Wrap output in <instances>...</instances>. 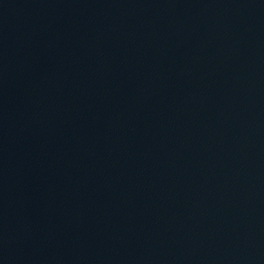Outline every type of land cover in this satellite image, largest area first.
Instances as JSON below:
<instances>
[{"label":"water","instance_id":"1","mask_svg":"<svg viewBox=\"0 0 264 264\" xmlns=\"http://www.w3.org/2000/svg\"><path fill=\"white\" fill-rule=\"evenodd\" d=\"M0 264H264V0H0Z\"/></svg>","mask_w":264,"mask_h":264}]
</instances>
